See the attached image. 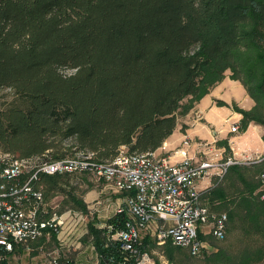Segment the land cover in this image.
Here are the masks:
<instances>
[{
  "label": "trees",
  "instance_id": "obj_1",
  "mask_svg": "<svg viewBox=\"0 0 264 264\" xmlns=\"http://www.w3.org/2000/svg\"><path fill=\"white\" fill-rule=\"evenodd\" d=\"M228 70L255 100L250 109L234 104L242 128L264 126V0H0V87L15 91L0 107V150L49 160L92 154L97 161L123 147L157 150L179 114ZM257 163L230 166L205 191L211 210L226 212L228 228L240 227L242 236L204 264H264V189L254 173L264 159ZM70 175L42 172L35 187L63 194L65 204L88 214ZM129 219L124 209L104 226L89 221L100 264H136L139 253L113 237ZM157 246L150 235L137 243L141 253ZM159 247L171 263H186L182 247Z\"/></svg>",
  "mask_w": 264,
  "mask_h": 264
},
{
  "label": "built area",
  "instance_id": "obj_2",
  "mask_svg": "<svg viewBox=\"0 0 264 264\" xmlns=\"http://www.w3.org/2000/svg\"><path fill=\"white\" fill-rule=\"evenodd\" d=\"M238 129L239 125L235 123L231 130ZM189 145L187 138L183 146L172 153L130 152L123 147L113 158L104 161L93 159L92 154L81 153L56 160L20 158L0 150V264H12L8 253L16 245H28L38 240L47 229L60 231L74 219L72 210H68V217L66 212L51 213L45 207V193L35 187L42 172H90L108 181L115 191L126 193L124 204L119 205L116 212L126 209L130 219L113 237L120 241L123 250L139 253L136 264H157L149 258L148 251L141 253L137 247L141 231L151 224L159 246L170 242L188 248L194 255L205 254L210 244L200 237V233L207 232L217 239H224L228 215L211 210L204 200L205 191L200 188V182L207 177L221 180L230 166L260 162L264 157L249 153H242L240 157L234 153L223 155L210 150L212 142L199 141L203 156L196 159L189 152ZM27 167L30 168L28 176L21 179ZM260 180L264 184V172L260 174ZM80 218L86 219L85 216ZM48 264H100V261L99 258L71 259L54 252Z\"/></svg>",
  "mask_w": 264,
  "mask_h": 264
},
{
  "label": "crops",
  "instance_id": "obj_3",
  "mask_svg": "<svg viewBox=\"0 0 264 264\" xmlns=\"http://www.w3.org/2000/svg\"><path fill=\"white\" fill-rule=\"evenodd\" d=\"M231 73V70L227 71L226 76L214 85L210 92L205 94L188 114L183 116L185 119L177 123L174 132L157 149L158 152L172 153L174 149L183 146L184 140L188 138L190 141L189 152L196 159L203 156L199 151V141L212 142L213 145L210 150H213L212 152L219 151L223 155L234 153L240 157L242 153H249L263 155L264 157V126L256 122H250L247 128L243 129V114L234 107V104H236L243 109H250L255 105V100L249 95L240 80L231 77ZM219 101H223L225 104H220ZM235 123L239 125L238 131L231 130ZM184 126L185 128H183ZM213 183L214 177H207L200 182V188L206 191ZM110 193L113 194L106 199L113 202V211L106 214L97 211L90 216L89 221L95 217L98 225L104 226L106 220L116 213L117 206L124 204L126 193L117 192L114 189ZM88 208L90 212L91 207L89 205ZM68 210H72L74 215L80 212V210L69 208L60 214L66 212V216L69 217ZM67 228V224L64 225L55 236L56 231L47 229L46 233L38 240L28 245H16L14 250L8 253L11 263L43 264L39 253L41 252L40 249L44 247L41 243H45V239H51L52 234L54 241L65 244V239L62 238ZM91 249L93 250L91 256L94 259L90 260L98 259V254L92 243Z\"/></svg>",
  "mask_w": 264,
  "mask_h": 264
},
{
  "label": "rangeland",
  "instance_id": "obj_4",
  "mask_svg": "<svg viewBox=\"0 0 264 264\" xmlns=\"http://www.w3.org/2000/svg\"><path fill=\"white\" fill-rule=\"evenodd\" d=\"M74 72V69H69L66 71V73L68 74H72ZM14 97L15 91L13 88L7 86L0 87V107H2L8 101H11ZM188 102L189 98H186L184 100V104H188ZM190 111L180 113L178 117V122L183 121L185 119L183 116L188 114ZM259 163L260 162H258L257 164ZM247 164L249 166L253 165V163ZM29 169L30 168L27 167L25 169V173H28ZM263 170L264 168H261L254 173L255 175H257L259 174V172H264ZM69 177L71 183H73L76 187V192L91 207V210L87 214L88 216L85 215L86 213L84 214L81 211L77 212V214H75L74 216V219L68 221V228L64 233L65 238H62L65 239V244L57 243V241H54L52 234L50 237L51 239H45V243H41L44 245V247L40 249L41 252L39 253L41 255H39L41 256V263L43 264H48L54 252L59 254L62 253V257H68L71 259H78L83 261L94 259L91 256V254L93 253V250L91 249L92 241L91 238L87 235L89 218L93 213L97 211L105 212L106 214L108 212L113 211L114 209V204H112L113 202H111L109 199H106L107 197H110L113 194L110 193L112 192L113 188L110 184H108V181H106L104 178L97 177L96 175L90 172H75L72 173V175H70ZM261 188L264 189V184H262ZM65 197L66 196L60 193L45 192V207L48 208L51 213L57 212L58 214H60L62 211H65V209L72 208L71 203H64ZM62 206H64V208H62ZM81 216H85L86 219L80 218ZM238 224L240 225L239 221ZM153 231L154 225L151 224L148 229H144L141 231V239H143L146 235H150L152 239L155 240ZM58 232L59 231L55 232L54 236L57 235L56 233ZM241 236L242 229L240 227L232 230L228 228L227 235L224 239H217L209 233L204 232V237L210 244V248L207 250L206 254L194 255L190 252L188 248H182V251L178 252V255L184 257L186 259V263L181 264H204L203 260L205 259L206 255L217 251L220 247L224 246L225 244H240ZM148 256L150 259L155 260L156 262L159 261L160 264H173L167 259L166 255L163 252V248L159 246L153 247L150 251H148Z\"/></svg>",
  "mask_w": 264,
  "mask_h": 264
}]
</instances>
